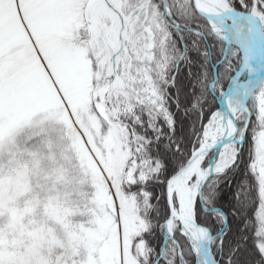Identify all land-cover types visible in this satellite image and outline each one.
<instances>
[{
  "label": "snow or ice",
  "instance_id": "6c2138e0",
  "mask_svg": "<svg viewBox=\"0 0 264 264\" xmlns=\"http://www.w3.org/2000/svg\"><path fill=\"white\" fill-rule=\"evenodd\" d=\"M0 264H264V0H0Z\"/></svg>",
  "mask_w": 264,
  "mask_h": 264
},
{
  "label": "trees",
  "instance_id": "16d2710c",
  "mask_svg": "<svg viewBox=\"0 0 264 264\" xmlns=\"http://www.w3.org/2000/svg\"><path fill=\"white\" fill-rule=\"evenodd\" d=\"M219 203L223 204V203H224V201H223V200H221Z\"/></svg>",
  "mask_w": 264,
  "mask_h": 264
}]
</instances>
